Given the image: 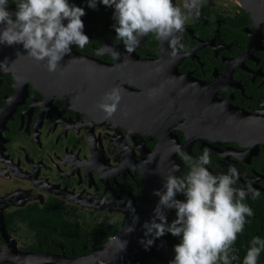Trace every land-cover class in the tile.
<instances>
[{
	"label": "flooded vegetation",
	"instance_id": "1",
	"mask_svg": "<svg viewBox=\"0 0 264 264\" xmlns=\"http://www.w3.org/2000/svg\"><path fill=\"white\" fill-rule=\"evenodd\" d=\"M70 3L84 8L83 31L91 42L82 50L73 46L55 72L26 56L21 45L0 46V251L8 239L21 252L64 254L68 259L101 250L131 225L133 214L137 223L148 214L152 200L141 170L148 168L156 149L163 154L157 167L171 168L179 162V175L187 171L173 154L177 144L194 157L209 148L214 174L226 172L230 165L237 168V187L250 184L258 193H249L245 200L254 215L244 226V239L260 237V4L251 17L239 1L204 0L199 17L189 18L176 34L179 43L173 55L167 41L152 35L141 38L136 50L127 54L114 41L111 8L98 4L89 9L85 0ZM173 3L182 7L183 0ZM100 45L112 47L120 58L115 61L110 51L97 54ZM114 87L121 89V99L116 112L105 119L97 105ZM54 216L87 236V253L70 256L57 243L53 245L58 252L40 249L37 234L50 233L49 218ZM168 235L161 238L174 256ZM171 239L174 245L179 242ZM131 257L125 264H160L142 245ZM109 261L120 264L118 258L98 259L96 264Z\"/></svg>",
	"mask_w": 264,
	"mask_h": 264
},
{
	"label": "clouds",
	"instance_id": "2",
	"mask_svg": "<svg viewBox=\"0 0 264 264\" xmlns=\"http://www.w3.org/2000/svg\"><path fill=\"white\" fill-rule=\"evenodd\" d=\"M89 9L97 5L112 9L111 25L114 41L123 46L127 54L133 53L141 38L152 35L158 41H167L176 53L177 33L183 31L189 18L199 17L204 0H183L182 7L173 0H85ZM9 5H14L10 10ZM84 8L70 0H0V46L21 45L26 56L42 62L49 72H55L59 62L70 54L73 46L84 49L90 44L84 34L82 17ZM182 47V45H181ZM97 54L110 51L117 61L120 53L112 47L100 45ZM4 62H0L3 64ZM6 66V65H5ZM121 89L114 87L98 103V109L109 119L116 112ZM186 166L172 164L163 177L162 189L155 190L158 197L152 216L142 225L144 239L140 241L148 250L154 241L166 233L177 237L170 264H257L264 251V239L253 237L242 260L233 247L237 235L244 230L253 209L245 203L249 193L258 195L248 184L237 187L240 174L230 165L226 172L213 173L211 150L205 147L198 156H191L175 145L174 153ZM177 196L183 199H177ZM129 211L134 213L131 205ZM165 210H174L175 219L167 222ZM132 215V232L138 221ZM151 237V238H149ZM123 246V245H122Z\"/></svg>",
	"mask_w": 264,
	"mask_h": 264
},
{
	"label": "water",
	"instance_id": "3",
	"mask_svg": "<svg viewBox=\"0 0 264 264\" xmlns=\"http://www.w3.org/2000/svg\"><path fill=\"white\" fill-rule=\"evenodd\" d=\"M236 1H239L243 5L244 10L249 13L251 17L255 15L254 11L258 9V4H260V9L264 16V0ZM162 155L163 154L156 149L155 152L150 155L148 168L145 167L141 170L145 177V187L149 190L152 203L147 208L149 211L148 214L144 218H141L140 222L135 224L132 232H126V228L129 226L123 227L116 235L115 240L104 244L101 250L92 251L89 255L76 259H68L64 254L52 255L49 253L21 252L16 247L15 242L8 239L6 249L0 251V264H96L98 259L110 260L111 258H118L120 264H125L127 261L132 260V250L137 245H141L140 241L145 238L142 225L150 220L153 209L158 202V197L154 196L153 192L162 189L163 177L167 176L170 171V168L157 167L160 161L159 158L162 157ZM177 165L181 166L179 162H177ZM175 175L178 176L179 172L175 173ZM169 211L170 210H165V215L167 222L171 223V221L175 219V215H170ZM149 250L160 264H170V261L173 259L169 243L161 237L154 241ZM113 263L114 262L109 261V264Z\"/></svg>",
	"mask_w": 264,
	"mask_h": 264
},
{
	"label": "trees",
	"instance_id": "4",
	"mask_svg": "<svg viewBox=\"0 0 264 264\" xmlns=\"http://www.w3.org/2000/svg\"><path fill=\"white\" fill-rule=\"evenodd\" d=\"M260 216V221L262 225L264 226V209L258 208ZM40 221L46 220L45 218L39 219ZM51 221V231L49 234H46L44 232H39L37 234V238L40 243V249L42 251H50V252H58V250L55 249L54 243H57L59 245L64 246L66 249L68 255L74 256L77 253L78 254H84L88 252L87 249V243H85V240L87 239V236L79 229L74 228L73 226L68 225L65 222L61 221V217H52L49 218ZM253 229V228H251ZM256 229V227L254 228ZM248 230V229H246ZM49 235V237H48ZM259 237V236H258ZM49 238V239H48ZM172 236L168 235V240L170 241L172 245V253H173V240L171 239ZM245 234L243 232L239 233L237 235V239L235 241L236 245H233L235 249H237V255L241 258L246 253L247 248L249 247L248 244L250 241H245ZM261 239H264V231L263 234L260 236ZM84 240V242H83ZM177 239L175 240V242ZM241 243H247L246 246H239ZM239 244V245H238ZM174 254V253H173ZM12 264V263H8ZM235 264H240V261L235 262ZM257 264H264V251L261 252V255L257 261Z\"/></svg>",
	"mask_w": 264,
	"mask_h": 264
},
{
	"label": "rangeland",
	"instance_id": "5",
	"mask_svg": "<svg viewBox=\"0 0 264 264\" xmlns=\"http://www.w3.org/2000/svg\"><path fill=\"white\" fill-rule=\"evenodd\" d=\"M15 242V241H14ZM17 245V244H16ZM17 247V246H16ZM18 248V247H17Z\"/></svg>",
	"mask_w": 264,
	"mask_h": 264
}]
</instances>
